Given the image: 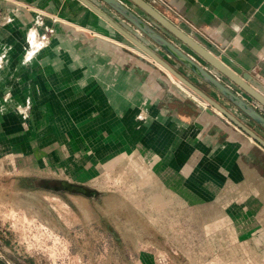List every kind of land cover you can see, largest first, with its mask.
Returning <instances> with one entry per match:
<instances>
[{
	"label": "rangeland",
	"instance_id": "rangeland-1",
	"mask_svg": "<svg viewBox=\"0 0 264 264\" xmlns=\"http://www.w3.org/2000/svg\"><path fill=\"white\" fill-rule=\"evenodd\" d=\"M84 20L0 13V264H264L257 221L236 207L248 190L190 176L142 109L175 97L212 106ZM143 83L160 89L136 103Z\"/></svg>",
	"mask_w": 264,
	"mask_h": 264
},
{
	"label": "crops",
	"instance_id": "crops-1",
	"mask_svg": "<svg viewBox=\"0 0 264 264\" xmlns=\"http://www.w3.org/2000/svg\"><path fill=\"white\" fill-rule=\"evenodd\" d=\"M153 1L154 8L165 16L168 14L169 19L178 17L189 24V28L197 31L207 45L213 46L220 59L238 74L251 73L254 87L264 94V0ZM88 7L81 0H0V13L7 10L13 20H19L24 14L31 15L36 11H43L60 14L61 17L77 23L81 18H85L84 21L91 25L90 28L94 32L103 28L111 34H118L111 25L106 24L105 20L103 21ZM106 10L121 21L119 14ZM148 23L174 42V38L161 27L152 26L149 21ZM130 26L128 24L131 29L133 26ZM146 37L142 36L146 44L156 50L161 49ZM178 43L177 45L186 48ZM197 60L202 65L205 64L202 59ZM186 72L191 76L190 80L199 82L201 86L199 87L206 93L216 94L204 81L190 71ZM121 75L123 79L118 85L122 83L121 86L126 89L130 73ZM141 85V93H133L136 103L138 100L139 103L142 102L144 98L154 99V95L160 89L158 83L155 86L147 83ZM182 99L175 97L172 104L167 102L165 106L155 104V108L148 106L142 108L150 116L146 125L156 133L166 130L165 132L172 134V145L177 151L176 157L180 162L188 163L190 172H194L190 176L205 179L208 189L248 190L243 191L241 195L243 204L236 207L240 213L242 210L244 217L254 216L257 222L252 223L253 232L255 234L259 232L260 237L264 238V148L239 124L262 137L264 128L235 107L230 112L239 124L224 116L217 108L211 107L212 111L207 112V108L200 106L195 100L187 103V100ZM199 99L200 103H203V99ZM126 104L131 105V102ZM252 106L258 109L256 105ZM259 106L258 110L264 114V106L262 104ZM182 130L186 132L183 135ZM202 163L205 166H202ZM196 172H202L203 175L199 176ZM255 238L259 239L256 236Z\"/></svg>",
	"mask_w": 264,
	"mask_h": 264
},
{
	"label": "water",
	"instance_id": "water-1",
	"mask_svg": "<svg viewBox=\"0 0 264 264\" xmlns=\"http://www.w3.org/2000/svg\"><path fill=\"white\" fill-rule=\"evenodd\" d=\"M81 1L111 25L118 34L122 35L124 41L150 55L158 64L176 76L181 84L187 87L197 97L205 100L212 107L221 110L224 116L231 118L233 122L235 121L239 124V121L230 112L233 109L232 106H234L264 128V114L259 111V105L262 104L264 106V94L254 87L252 74L245 72L240 75L234 71L220 59L216 53L217 50L213 46L207 45L203 38L199 36L200 34H197L196 30L194 32L189 28V24L180 20L178 17L169 19L167 13V16H165L154 8L152 4H155V1L153 0ZM104 7L122 16L132 24L130 27L134 26L133 28H138L141 33L145 34L161 48V52L142 41L140 36L139 38L136 37L133 34L132 28H128ZM148 21H153L152 26L155 24L157 27L159 26L169 33V36L174 38L176 44L173 42V39L166 38L163 34L157 32L154 27L149 26ZM178 42L186 48L177 45ZM197 58L202 59L205 64L202 65ZM184 69L190 71L194 76L208 84L223 99L219 95L217 97L213 92H209L210 94H208L202 90L200 83L196 80L191 81V76L186 74L188 72ZM226 101L230 104H227ZM252 104L256 105L259 110L253 107ZM206 111L211 112L212 110L211 108H207ZM239 125L264 148V137L259 136L241 124ZM69 187L78 189L77 191L79 193L88 194L87 190L81 187Z\"/></svg>",
	"mask_w": 264,
	"mask_h": 264
}]
</instances>
